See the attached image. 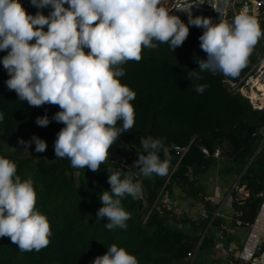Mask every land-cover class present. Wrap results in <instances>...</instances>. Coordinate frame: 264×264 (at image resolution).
<instances>
[{
	"label": "trees",
	"instance_id": "16d2710c",
	"mask_svg": "<svg viewBox=\"0 0 264 264\" xmlns=\"http://www.w3.org/2000/svg\"><path fill=\"white\" fill-rule=\"evenodd\" d=\"M21 5L31 15L39 11L47 16L52 10L50 6ZM174 15L188 25L187 16ZM188 27L182 46L171 51L168 44L154 41L157 47L144 48L139 62L121 66L125 75L118 79L136 94L130 102L135 123L118 136L108 160L95 173L73 168L68 158H56L54 150L52 156L49 152L36 155L34 135L54 148L57 134L65 126L52 118L60 108L30 106L19 100L15 91L7 88L9 76L0 63V113L4 117L0 121V156L16 164L22 180H33L36 208L47 217L52 232L49 245L39 252H21L9 237H0V264H92L112 244L134 255L138 264H189L192 257L190 264H200L197 253L213 244L209 228L202 234L211 217L206 214H212L217 206L205 199L201 178L214 166L223 174H233L236 185L247 191L246 197L238 200L232 189L234 217L243 225L254 220L264 196V109H253L245 97L228 88L227 81L241 78L260 49L255 46L237 77L201 72L197 61L207 58L199 41L204 29ZM6 54L0 51V61ZM192 71L202 78L190 79ZM197 84L208 87L200 94L195 91ZM44 115L49 124L39 126L36 119ZM117 127H122V122L118 121ZM148 138L161 141L158 155L169 165L165 175L144 177L134 164L138 154L147 155L140 141ZM20 140L29 142L27 149ZM176 147L186 149L182 152ZM215 149L220 150L218 157L213 156ZM117 170L130 173L134 182L141 183L142 192L138 198L126 194L121 199L122 207L130 213L126 229L108 230L107 218L97 222L96 213L102 207L99 197L110 191L107 175ZM175 187L186 198L201 202L205 216L193 220L168 207ZM220 223V217L214 215L209 226L217 228Z\"/></svg>",
	"mask_w": 264,
	"mask_h": 264
},
{
	"label": "clouds",
	"instance_id": "9594fccd",
	"mask_svg": "<svg viewBox=\"0 0 264 264\" xmlns=\"http://www.w3.org/2000/svg\"><path fill=\"white\" fill-rule=\"evenodd\" d=\"M37 9H52L47 16L37 11L28 14L18 0H0V51L7 54L0 63L9 78L6 86L19 100L30 106L58 105L52 117L65 125L54 143L56 158H68L73 168L98 172L109 158V149L121 133L135 123L130 103L135 92L121 84L125 75L121 67L128 61L139 62L144 48L154 49L166 43L170 50L182 46L189 34L188 25L204 29L199 37L206 59L197 61L201 72L217 71L237 77L246 67L255 46L264 37L258 19L247 7L231 22L221 14L218 23L211 17H193L191 8L204 0H30ZM67 4L68 7L64 5ZM173 10L186 13L188 25ZM47 26V31L44 30ZM35 41L32 43V41ZM89 51L86 53L84 49ZM201 79L192 71L189 78ZM208 85L197 84L202 94ZM0 113V121L3 120ZM122 127H117V122ZM39 126H47V115L37 117ZM36 152H44V140L32 137ZM25 148L29 142L20 140ZM144 154L134 162L144 177L165 175L168 162L161 161V141H140ZM111 171V170H109ZM123 175V178H121ZM110 191L99 197L102 207L97 222L107 218L105 227L126 229L130 213L124 210L125 195L138 198L140 182L130 173L117 170L107 175ZM52 235L47 217L36 208L33 180L21 179L16 164L0 156V237H9L21 252H39L46 248ZM92 264H138L137 258L123 247L112 244Z\"/></svg>",
	"mask_w": 264,
	"mask_h": 264
},
{
	"label": "crops",
	"instance_id": "0c3cea01",
	"mask_svg": "<svg viewBox=\"0 0 264 264\" xmlns=\"http://www.w3.org/2000/svg\"><path fill=\"white\" fill-rule=\"evenodd\" d=\"M206 200L217 204L216 208L206 214L210 217L202 234L209 228L208 236L213 241L211 247L204 248L197 253L200 264H245L248 259L263 246L264 243V196L257 215L251 223L238 224L231 205V192L235 190V199L242 200L247 191L242 186L234 188L236 177L233 174H223L218 166L210 167L201 178ZM167 206L176 214L185 213L196 220L204 215V207L199 201L186 198L178 188H174L173 197L168 199ZM214 215L221 219L220 225L211 227ZM193 257L190 260L192 261Z\"/></svg>",
	"mask_w": 264,
	"mask_h": 264
},
{
	"label": "built area",
	"instance_id": "2783aa9c",
	"mask_svg": "<svg viewBox=\"0 0 264 264\" xmlns=\"http://www.w3.org/2000/svg\"><path fill=\"white\" fill-rule=\"evenodd\" d=\"M225 1L223 6L224 19L229 22L233 17L242 9L247 7L249 14L255 16L264 30V0H204L205 4L196 7L203 10H213L211 6H216L218 2ZM173 10L171 14H174ZM187 16L186 14H182ZM260 51L256 56V60L249 70L237 81H227L228 88L245 97L253 109H264V37L257 43ZM263 137H264V131ZM178 150L184 152L185 147H176ZM202 151L207 154V150L202 148ZM220 154L219 149H215L213 156L218 157ZM237 185L234 183V188ZM240 224V221H238ZM245 264H264V246L259 248Z\"/></svg>",
	"mask_w": 264,
	"mask_h": 264
},
{
	"label": "water",
	"instance_id": "95a60500",
	"mask_svg": "<svg viewBox=\"0 0 264 264\" xmlns=\"http://www.w3.org/2000/svg\"><path fill=\"white\" fill-rule=\"evenodd\" d=\"M18 2L20 4H24V3H30L31 4L30 0H18ZM224 4H225V1H220L217 3L216 6H218L222 10ZM65 5L68 6L67 4H65ZM191 13H192L193 17H196V16L211 17L214 23H218L220 21V19L222 18L221 14L214 9L213 10H203V9H198L194 6L191 8ZM174 14L182 15V14H186V13L183 11L176 10L174 12ZM202 29L203 28L199 27V30H202Z\"/></svg>",
	"mask_w": 264,
	"mask_h": 264
},
{
	"label": "rangeland",
	"instance_id": "374dc122",
	"mask_svg": "<svg viewBox=\"0 0 264 264\" xmlns=\"http://www.w3.org/2000/svg\"><path fill=\"white\" fill-rule=\"evenodd\" d=\"M51 150H54V148H53V144H47V148H46V150L44 151L45 153H47L48 154V152H49V155H53L52 153H50V151ZM38 153H40V152H37L36 153V155L38 156Z\"/></svg>",
	"mask_w": 264,
	"mask_h": 264
}]
</instances>
